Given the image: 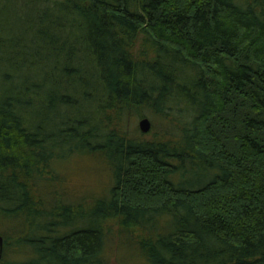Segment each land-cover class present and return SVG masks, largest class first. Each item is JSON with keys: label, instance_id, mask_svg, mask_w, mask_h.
Segmentation results:
<instances>
[{"label": "trees", "instance_id": "1", "mask_svg": "<svg viewBox=\"0 0 264 264\" xmlns=\"http://www.w3.org/2000/svg\"><path fill=\"white\" fill-rule=\"evenodd\" d=\"M76 151L107 195L51 206ZM0 216V264H264V0H0Z\"/></svg>", "mask_w": 264, "mask_h": 264}, {"label": "rangeland", "instance_id": "2", "mask_svg": "<svg viewBox=\"0 0 264 264\" xmlns=\"http://www.w3.org/2000/svg\"><path fill=\"white\" fill-rule=\"evenodd\" d=\"M141 45V41L137 42V47ZM143 115H136L132 112L129 115H123L122 119L117 124V129L120 133H125L126 136H132L140 131L139 120L142 117H149L152 121V126H156L158 130L161 120L156 119V123L148 114L147 110L142 112ZM116 116V115H115ZM154 131V130H153ZM153 137L152 129L146 133L145 139H151ZM57 170V171H56ZM55 175L50 177V181H47L44 188L51 195V206L58 204L56 201L58 196L62 197V204H75L83 202L84 209L89 208L92 200L97 198L106 197V193L109 189L111 182V172L108 164L105 161L104 156L99 154H93L89 152H73L64 156L61 160L56 162ZM113 225L114 232H118L116 224ZM29 232V229L23 225L17 224L13 219H7L0 216V233H4L8 238L12 236V242L15 244L17 238L24 236ZM32 234L29 233V237ZM28 237V236H26ZM109 238V237H108ZM111 238L107 240V246H111ZM10 245V247L14 245ZM14 248V247H13ZM113 248V247H112ZM24 250V248L22 249ZM116 251V253H115ZM117 246L115 250H112L111 264H117L119 260ZM20 253L17 250L10 248L7 257L8 260H16ZM26 252L21 253V257L26 258ZM122 258V257H121ZM18 260V259H17ZM123 261H127V264H133L128 261V257H124Z\"/></svg>", "mask_w": 264, "mask_h": 264}, {"label": "water", "instance_id": "3", "mask_svg": "<svg viewBox=\"0 0 264 264\" xmlns=\"http://www.w3.org/2000/svg\"><path fill=\"white\" fill-rule=\"evenodd\" d=\"M139 128L142 132L146 133L149 132L152 128V122L149 117H142L139 120ZM4 251V237L2 234H0V260L3 256Z\"/></svg>", "mask_w": 264, "mask_h": 264}]
</instances>
